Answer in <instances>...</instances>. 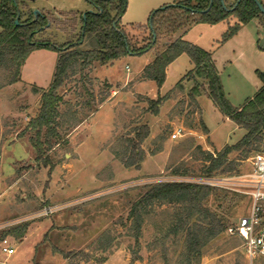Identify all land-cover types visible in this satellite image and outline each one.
<instances>
[{
	"label": "rangeland",
	"instance_id": "374dc122",
	"mask_svg": "<svg viewBox=\"0 0 264 264\" xmlns=\"http://www.w3.org/2000/svg\"><path fill=\"white\" fill-rule=\"evenodd\" d=\"M259 1L264 7V0ZM28 8H34L33 4ZM87 8L88 12H94L87 4L81 15L66 14L63 22L56 24L46 38L59 44L77 42L81 16L84 18L88 13ZM161 8L164 7L152 13ZM150 15L141 21L143 25ZM126 21L128 17L122 24L131 37L147 36L148 32L133 29ZM237 22L231 17L216 25L196 24L180 31L174 39L181 37L187 42L195 41L203 49L212 45L217 49L222 36ZM259 22L260 25L253 21L248 28L255 42L264 48V23L261 19ZM163 42L143 55L122 57L112 66L77 72L67 82L62 91L65 103L60 110L68 121H71L68 114L77 115L73 119L76 122L72 120L79 124L73 139L82 142V146L80 160L76 162L70 160L73 149L67 142L51 148L52 141L43 149L46 155L38 158L29 142L35 135L27 130L37 115L41 94L47 92L53 82L58 53L46 49L34 51L22 66L21 81L13 85H6L10 75L0 70V224L30 218L0 231V238L12 230L16 232L5 237L16 253L9 257L0 253V264H189L183 256L184 235L171 232L182 207L157 203L141 213L138 229L130 215L132 206L147 192L148 182L170 180L171 175L187 176V179L202 177L205 164L202 151H221L226 145L237 143L245 130L233 121H223L214 104L209 107L195 103L189 96L192 86L189 81L182 83L183 89L176 87L193 69L186 54L171 66L162 90L153 81L143 86L150 99L165 94L166 100L156 115L149 111L146 96L133 94V83L122 89L127 80L134 79L143 67L154 61L163 49ZM251 65L264 72V60ZM221 79L227 91L243 99L254 97L258 91H254L231 65L221 70ZM139 81L141 78L135 80ZM104 82L117 91L112 102L87 107L88 102L93 100L95 104L103 95ZM239 85L244 86V91L240 92ZM144 125L150 132L141 143L143 161L139 168L129 166L135 147L132 138ZM180 127L185 130L184 135L172 139V134ZM30 149L33 156L29 158ZM254 155L232 154L231 160H238L239 172L216 175L215 178L225 183L205 201L228 227L236 225L250 211L249 196L238 183L252 171ZM71 163L73 170L63 169ZM93 180L104 183L98 186ZM130 183L136 186L90 199L96 192ZM45 196L50 201L45 200ZM53 206H59L53 214L34 218ZM191 264H248V261L242 239L225 232L210 240L202 258Z\"/></svg>",
	"mask_w": 264,
	"mask_h": 264
},
{
	"label": "trees",
	"instance_id": "16d2710c",
	"mask_svg": "<svg viewBox=\"0 0 264 264\" xmlns=\"http://www.w3.org/2000/svg\"><path fill=\"white\" fill-rule=\"evenodd\" d=\"M228 1L224 0L223 6L221 0H213L212 4L210 0H175L173 5L164 6L151 13L146 24L131 25L133 29L148 32L147 36L134 39L122 24L128 0H88L94 12L87 13L85 18L81 16L82 27L78 41L59 44L46 36L56 24L63 22L66 14L55 16L40 12L35 20L34 8H28L35 0H0V70H5L10 75L6 85L21 81L22 66L34 51L54 50L59 55L53 82L49 90L41 94L37 115L27 127V130L35 135L34 138L30 137L29 142L38 153V158L42 159L46 155L43 149L47 144L50 145L53 141L52 148L66 142V137L79 125L73 123L77 118L75 112L71 116L68 114L71 119L68 121L60 110L65 103L63 88L77 72L85 73L93 66H110L128 55H143L164 41L162 51L158 52L154 61L143 70L141 81H153L161 88L166 81L167 68L181 55H188L193 69L176 87L183 89L182 83L185 80L192 81L189 96L195 103L197 97L205 94L224 117L245 130V135L237 143L226 145L221 151H202L205 163L202 172L205 176L238 173V160H231L232 154L239 153L248 157L261 151L264 139V73L256 72L263 84L257 94L241 107H235L225 93L213 53L181 37L174 39L180 31H186L193 25H216L234 17L238 22L222 36L218 42L221 46L252 20L261 19L264 23V15L254 0H241L237 7V0L232 4ZM16 20L19 25H16ZM103 86V95L95 100V104L92 103L93 100L88 102L87 107L97 104L100 107L109 100L111 86L106 82ZM165 100L166 97L160 95L157 99L147 97L149 111L156 115ZM149 132L147 125L135 132L132 138L135 140V147L131 151L133 160L129 166L140 167L143 161L141 143ZM146 188L149 189L135 201L130 212L137 228L141 227V213L155 204L169 203L181 206L182 213L176 219L171 232L184 235L183 256L189 264L202 258L203 249L210 240L228 231L229 227L223 219L205 205V201L215 193V189L186 183H163ZM12 232L16 233L14 230L7 232L0 238V242Z\"/></svg>",
	"mask_w": 264,
	"mask_h": 264
},
{
	"label": "crops",
	"instance_id": "0c3cea01",
	"mask_svg": "<svg viewBox=\"0 0 264 264\" xmlns=\"http://www.w3.org/2000/svg\"><path fill=\"white\" fill-rule=\"evenodd\" d=\"M174 1L175 0H128V7H127V10H126V13L122 17V20L125 19L126 17H128V21H126L128 23V25L142 24L141 21L144 22V20H145L144 18H147V16L149 14H151L154 9L167 6L169 4L174 3ZM87 4H89L90 7H92V11H94L93 6H91V4L87 0H35V2L33 3V7H34V9H37L40 12L56 14L57 16H59V14H62V13L63 14H72V15H77L78 16V15H81L85 11V10H83V8L85 7V5L87 6ZM88 8H87L86 12H88V10L90 9V8L89 9ZM140 16H143V17H140ZM253 21H257V23L260 25V22H259L260 20L259 19H254L249 24L243 26L240 29V31L233 38H231L229 41H227L224 45L218 46L217 49H214V45H212L213 47H210V48L205 49V50L211 51L213 53V60H214L215 65H216V67L218 69L220 78H221V70L224 67H226L228 65H231L232 67L235 68V70L237 71L238 75H240L241 78H243V80L247 79V83L248 84L250 83L252 85L251 87L253 88L254 91L255 90L259 91L263 84H262L261 80L258 78L256 72L257 71L261 72V71L259 70V68L255 67L254 65H251V64L253 62H258V61H261V60L263 61L264 60V48L260 47L259 44H257L255 42V40L252 38V36L250 34V31H249L248 27ZM188 34H189V32L186 33V36ZM249 37H250V39L248 40ZM177 38H179V37H177ZM189 43L200 47V45L198 43H196L195 41H189ZM247 49L249 50L248 54H247ZM182 56L183 55H181L177 60H175L167 68L166 80L168 78V74H169V70H170L171 66L176 61H178ZM152 61H150V62H152ZM240 61H242V63ZM148 65L149 64H147L146 66H148ZM110 66H112V65H110ZM100 67H102V66H100ZM105 67H109V66H105ZM145 67H143V69H141L138 72V75L134 79L127 80L123 84L122 89H125L127 86H129L130 84L133 83V85H132L133 94L142 95V96H146V97L150 98L146 94V92L143 91L144 90L143 86L144 85L147 86L149 81L135 82L136 79L141 77ZM97 68H98V66H93L91 68V71L93 69H94L93 71H96ZM254 76H256V77H254ZM94 77H95V75H94ZM221 81H222V79H221ZM165 83H166V81H165ZM190 83L193 86V82L189 81L188 84H190ZM164 86H165V84L159 89L162 90L164 88ZM192 86L189 88V90L192 88ZM183 87L185 88L184 85H183ZM240 87H242V88H240ZM223 88L225 90V93H226L228 99L230 100V102L235 107L239 108L248 99L253 98V97H245V99H243L244 97L242 98V97H239V96H235V95H233V93L231 91H227L225 89L224 85H223ZM238 88L240 89V92H242V90L244 91V86L243 85H239ZM159 92H161V91H159ZM116 94H117V91L115 89H112V87H111V96L109 97V100H107L103 105H105L106 103H111ZM209 101H211V100L205 94H202V95H200L199 97L196 98V102L200 106H203L204 104L208 105L209 107H211V105L213 106L212 101H211L212 104H209ZM103 105H101V106H103ZM215 110L216 109H214V111ZM222 120L223 121H225V120L231 121L230 119H228L227 117H224V116H223ZM76 128H79V125ZM74 130L66 137V142H67V145L70 146L73 149V154L71 153V155H70L71 159L70 160H74V162H76V161L80 160L79 149L82 146V142H79V141L73 139V137L75 135ZM19 145L21 146V144H19ZM19 145H17V147ZM57 146H59V145H57ZM27 147L25 148V150L27 149ZM31 156H33V150L30 149L29 158ZM65 157L68 158V155L66 154ZM74 162H73V165H74ZM73 165H72V163L71 164H67V166H65L63 169H65L66 171H68L70 169L73 170V167H74ZM93 182L94 183L96 182V184H98V186H101L104 183L103 180H93ZM63 190L64 189H61V192H63ZM52 196H53V194L50 195V197H52ZM45 200H47V201L49 200L50 201L49 197H47V196H45Z\"/></svg>",
	"mask_w": 264,
	"mask_h": 264
},
{
	"label": "built area",
	"instance_id": "2783aa9c",
	"mask_svg": "<svg viewBox=\"0 0 264 264\" xmlns=\"http://www.w3.org/2000/svg\"><path fill=\"white\" fill-rule=\"evenodd\" d=\"M185 130L180 127L177 128L172 134V139H177L184 135ZM252 171L242 176L239 181V186L242 187L243 193L249 196L250 199V211L248 215L240 218L236 225L229 227L227 233L229 235H236L243 241L244 251L248 264H258L264 262V139L261 145V151L255 153L254 158L251 162ZM216 176H205L200 178L187 179V176H176L171 175L170 180H162L161 182H152L146 184V186L157 185L163 183H186L196 184L213 189L220 188L224 185L225 181L215 178ZM168 179V178H166ZM155 183V184H153ZM134 184H124L123 186L110 188L108 190L99 191L94 193L90 199L100 198L108 193L118 192L120 190L135 187ZM59 206H53L45 208L43 211L34 215V218L41 216H49L53 214ZM30 219V218H28ZM27 218L16 221H10L4 224H0V231L7 227L14 226L21 221H27ZM33 219V218H32ZM0 253L5 256H12L16 253L15 248L10 244L8 238H4L0 242Z\"/></svg>",
	"mask_w": 264,
	"mask_h": 264
},
{
	"label": "water",
	"instance_id": "95a60500",
	"mask_svg": "<svg viewBox=\"0 0 264 264\" xmlns=\"http://www.w3.org/2000/svg\"><path fill=\"white\" fill-rule=\"evenodd\" d=\"M213 0H210V3L212 4ZM223 6H225V3L223 0H221ZM241 2V0H239L235 7H237L239 5V3ZM255 4L257 5V7L259 8L260 12L264 15V7L263 5L261 4V2L259 0H254ZM88 13H93V12H88ZM40 14V11L39 10H34V15H35V20L37 19L38 15ZM87 13L84 14V18L86 17ZM16 25H19V21L16 20Z\"/></svg>",
	"mask_w": 264,
	"mask_h": 264
}]
</instances>
